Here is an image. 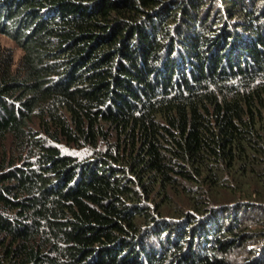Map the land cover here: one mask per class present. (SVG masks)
<instances>
[{
    "label": "trees",
    "instance_id": "1",
    "mask_svg": "<svg viewBox=\"0 0 264 264\" xmlns=\"http://www.w3.org/2000/svg\"><path fill=\"white\" fill-rule=\"evenodd\" d=\"M0 264H264V0H0Z\"/></svg>",
    "mask_w": 264,
    "mask_h": 264
},
{
    "label": "rangeland",
    "instance_id": "2",
    "mask_svg": "<svg viewBox=\"0 0 264 264\" xmlns=\"http://www.w3.org/2000/svg\"><path fill=\"white\" fill-rule=\"evenodd\" d=\"M0 47L2 49L6 50H11L14 54L15 57V62L18 63L21 56H22V51L21 49L17 46L14 40L8 38L7 36L3 35L0 33Z\"/></svg>",
    "mask_w": 264,
    "mask_h": 264
}]
</instances>
